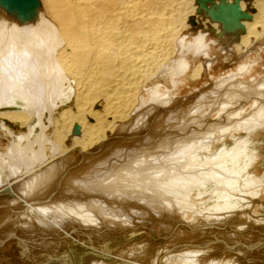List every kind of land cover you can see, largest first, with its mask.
I'll list each match as a JSON object with an SVG mask.
<instances>
[{"label": "bare ground", "instance_id": "1", "mask_svg": "<svg viewBox=\"0 0 264 264\" xmlns=\"http://www.w3.org/2000/svg\"><path fill=\"white\" fill-rule=\"evenodd\" d=\"M262 39L264 0H37L24 12L0 0V135L18 140L7 126L24 128L42 155L23 163L12 143L0 144V237L26 217L44 236L34 247L50 249L52 224L66 243L88 247L81 237L93 228L84 239L98 244L114 233L139 234L153 222L150 211L161 233L173 231L177 189L160 187L167 177L162 163H178L175 178L183 187L180 177L194 165L187 145L196 138L207 144L214 127L206 126L205 114L219 106L230 115L218 126L223 136L236 124L255 131L264 122V90L260 97L246 87L240 76L246 64L210 80V43L218 55L244 59ZM194 52L204 59L194 60ZM44 120L47 133L34 135ZM153 163L156 173L143 175ZM19 164L33 166L34 186L42 174L44 194L53 188L54 212L73 214L76 225L55 223L49 208L29 212ZM98 253L89 264H101L104 251Z\"/></svg>", "mask_w": 264, "mask_h": 264}, {"label": "rangeland", "instance_id": "2", "mask_svg": "<svg viewBox=\"0 0 264 264\" xmlns=\"http://www.w3.org/2000/svg\"><path fill=\"white\" fill-rule=\"evenodd\" d=\"M211 33L210 37H215L214 32ZM259 43H262L259 48L246 55L244 59L237 58L234 52L224 57L218 55L216 44L210 43L212 60L210 80L213 82L220 75L227 76L235 72L240 65L246 64V71L240 75L242 81L246 87H253L261 95L264 90V39ZM191 56L194 60L204 59L195 52L190 54ZM181 87L182 92L186 93L188 88ZM251 103L253 104L250 100L240 112L244 111L245 114ZM229 118L230 115L224 114L220 106L214 112L205 114L206 126L214 127V135L208 137L210 140L204 147L200 144L204 140L201 138H196L187 145L188 153L185 154L190 153L189 162L194 164L193 168L196 171L194 172L193 168L190 171L184 170L183 177H180L186 181L183 187L180 188L179 177L175 178L179 173L178 163L171 160L170 163L164 161L161 165L163 171L167 172L168 180L167 177L160 179V187L177 189L174 199L177 222L173 231L170 229L161 233V225L154 220H158V216L154 211H150L149 216L154 218L153 222L139 234L125 237L124 234L114 233L106 235L103 243L98 244L89 239L95 233L93 228L90 235H84L85 239L89 237V240L81 237L89 245L85 247L71 241L66 243L60 226L52 224L47 227L50 249L46 250L37 248L38 244L34 247L42 237L44 239V236L36 228L37 225L35 227L26 222V217H23L21 227L19 223L17 229L0 237V241H4V245L0 246L2 249L0 255L2 257L4 255L1 264H89L99 256V249L104 251L100 257L101 264H264V122L255 131H247L233 124L234 128L223 136L218 126L222 120ZM43 123L41 128L33 131L34 135L42 131L47 133L48 122ZM7 129L19 139L0 135V144L6 148L12 143L21 162L25 163L32 161L33 157L42 156L39 155L41 154L39 147L33 145L28 133H21L24 128H18L21 130L18 133L15 127L7 126ZM39 165L40 163L35 167ZM32 167L18 165L29 212L31 210L37 215L38 212L47 211L49 208L48 214L55 223H59L56 222L59 220L71 226L76 225L78 221L73 214L63 215L54 212L53 188L49 189L48 196L44 194L47 193V186L41 173H36L37 185L31 184L29 181L31 174L28 170ZM158 167L157 163L151 164L144 170L143 175L156 173ZM157 189L150 191L153 195L152 201L156 200L154 197ZM182 205H185L184 207L188 205L189 208ZM71 206L73 207L72 204ZM29 212L25 215L30 218ZM19 220L18 218L17 222ZM96 220L95 227L99 228L103 222L99 217ZM138 225L141 226V223ZM84 228L82 226L80 229L84 231ZM72 234L74 236V233ZM14 242L16 243L14 247L4 253L5 248ZM21 242L24 244L18 247ZM18 250L21 253H18ZM69 251H72L70 257Z\"/></svg>", "mask_w": 264, "mask_h": 264}, {"label": "water", "instance_id": "3", "mask_svg": "<svg viewBox=\"0 0 264 264\" xmlns=\"http://www.w3.org/2000/svg\"><path fill=\"white\" fill-rule=\"evenodd\" d=\"M11 8H16L20 11H26L35 5L37 0H1Z\"/></svg>", "mask_w": 264, "mask_h": 264}, {"label": "crops", "instance_id": "4", "mask_svg": "<svg viewBox=\"0 0 264 264\" xmlns=\"http://www.w3.org/2000/svg\"><path fill=\"white\" fill-rule=\"evenodd\" d=\"M257 95H258V92H257ZM258 96H260V97H261V95H258ZM256 98H258V97H256Z\"/></svg>", "mask_w": 264, "mask_h": 264}]
</instances>
